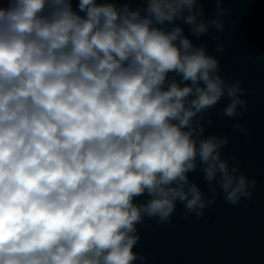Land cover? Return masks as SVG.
Listing matches in <instances>:
<instances>
[{
	"label": "clouds",
	"instance_id": "clouds-1",
	"mask_svg": "<svg viewBox=\"0 0 264 264\" xmlns=\"http://www.w3.org/2000/svg\"><path fill=\"white\" fill-rule=\"evenodd\" d=\"M5 3L0 264H134L144 217L170 222L177 201L202 217L217 188L233 205L251 199L255 181L221 156L228 137L204 136L221 99L223 116L246 110L243 89L176 23L222 33L225 0L210 18L203 0ZM198 168L211 196L189 179Z\"/></svg>",
	"mask_w": 264,
	"mask_h": 264
},
{
	"label": "water",
	"instance_id": "water-1",
	"mask_svg": "<svg viewBox=\"0 0 264 264\" xmlns=\"http://www.w3.org/2000/svg\"><path fill=\"white\" fill-rule=\"evenodd\" d=\"M0 3L7 6L5 0ZM77 5L78 0H72L76 10ZM137 6V0H130V7ZM223 7L230 12L222 33L210 29L208 34L195 37L189 25L176 23L194 44L204 45L207 53L218 59L224 78L239 81L243 89L246 110L238 109L236 117L223 116L228 100L221 99L205 113L204 136L228 137L221 156L230 167L238 165L241 174L255 181L251 199L242 198L233 205L217 188L215 203L204 209L202 217L186 213L179 201L170 222L144 217L136 225L139 240L133 248L143 259L134 264H264V0H225ZM202 8L205 18H210L215 13L214 0H203ZM218 43L223 45L222 53L217 51ZM169 78L179 80L173 73ZM236 124L243 131L235 128ZM188 176L211 196L202 170ZM147 199L145 194L134 202Z\"/></svg>",
	"mask_w": 264,
	"mask_h": 264
}]
</instances>
